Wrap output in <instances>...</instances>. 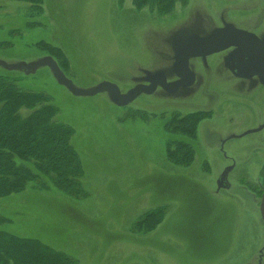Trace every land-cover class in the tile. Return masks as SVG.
Listing matches in <instances>:
<instances>
[{
    "label": "rangeland",
    "instance_id": "rangeland-1",
    "mask_svg": "<svg viewBox=\"0 0 264 264\" xmlns=\"http://www.w3.org/2000/svg\"><path fill=\"white\" fill-rule=\"evenodd\" d=\"M263 1H176L158 14L133 0H42L36 14L29 2L0 0V43L12 42L0 45V74L50 95L56 119L74 129L87 192L75 199L52 185L0 198V213L10 219L0 229L39 238L76 264L253 261L263 237L256 210L264 160L250 164L254 153L247 166L234 162L231 187L217 183L227 162L247 154L251 129L264 138V81L234 70L230 50L209 53L198 43L225 27L243 29L235 22L262 34L264 20L255 19ZM38 41L67 53L71 88L44 65ZM243 74L256 84L240 80ZM194 111L209 116L197 124L193 161L168 162L165 140L183 138L173 124ZM246 184L259 195L254 203ZM159 205L160 224L147 233L133 229L137 216Z\"/></svg>",
    "mask_w": 264,
    "mask_h": 264
},
{
    "label": "trees",
    "instance_id": "trees-1",
    "mask_svg": "<svg viewBox=\"0 0 264 264\" xmlns=\"http://www.w3.org/2000/svg\"><path fill=\"white\" fill-rule=\"evenodd\" d=\"M20 1L29 2V8L36 14L42 12V0ZM176 1L182 5L187 2L133 0L136 6H155L158 14L163 11L162 6L169 8ZM35 24L38 23L29 21L26 26ZM11 33H20V30H11ZM0 45L10 46L12 42ZM34 45L48 55L44 65L57 67L65 76L70 61L64 49L46 41ZM20 67H9L8 70L16 71ZM27 67L33 71L32 64ZM57 113L58 107L49 94L19 87L9 72L0 74V198L22 192L27 187L47 189L52 185L68 197H86L82 182L83 163L71 143L74 129L57 120ZM206 116L209 115L204 111H194L184 114L173 124L172 128L183 138L165 140L164 154L168 162L181 166L191 164L195 154L191 141L196 137L198 122ZM163 217L164 206L159 205L141 213L131 224L134 230L147 233L160 224ZM9 221L0 213V224ZM74 261L76 259L71 255L54 249L39 238L0 229V264H76Z\"/></svg>",
    "mask_w": 264,
    "mask_h": 264
},
{
    "label": "flooded vegetation",
    "instance_id": "flooded-vegetation-1",
    "mask_svg": "<svg viewBox=\"0 0 264 264\" xmlns=\"http://www.w3.org/2000/svg\"><path fill=\"white\" fill-rule=\"evenodd\" d=\"M263 4L264 3H262V5ZM262 16L264 17V7L261 8V11L256 16L255 20H258L257 23H259L260 21L262 22L264 20V18L261 20ZM263 23H264V21H263ZM235 24H236V28L242 27L243 29H241V30H244V31L248 32L249 34L254 35L256 37V40L259 42V44L264 48V32H262V34H259L257 32V30L255 29L256 26H254V25H249V26L245 27L242 24H237L236 22H235ZM225 28L231 29L232 27H225ZM221 30H219V31H221ZM237 30H239V29H237ZM219 31L216 33H219ZM221 32H223V31H221ZM223 34H224L222 36L223 40H230L231 39L232 33L223 32ZM198 45L205 47L208 44H207V42H199ZM263 48H260V47L257 48V47H254L252 45H250V46L247 45L246 50H243V49L240 50V48H238L236 45H232V46H228L224 49H220L218 51L230 50L228 52L227 56L232 58L231 66H234L233 67L234 70L237 69V70L243 71L245 73H249V74L254 73L255 76L258 78V81H261L262 80L261 78H263V81H264V49ZM218 51H215V52H218ZM255 60L258 61L259 63H255ZM249 74L241 75L240 80L248 82V85H252V84L255 85L256 81L252 82V79H251L252 77H246ZM262 84H264V82ZM259 130H262V129H258V130L257 129H251L250 130L251 132H253V133H251V144L249 145V147L245 148L247 151V154H245L244 158L241 160H237V159L230 160L229 162H231L232 165L229 163L230 165L227 166L228 165V162H227L223 166V172L221 175H219L218 183H217V185L221 186L219 188H224L223 186H227V187L229 186L228 184H230V183L227 182L226 178H227L228 174L231 175L236 162L246 164L245 166H247L248 165V158L253 156L254 153L259 154V156H257L253 161H251L250 164H253L254 162L260 163L261 161L264 160V138L261 140L263 135L261 133L257 132ZM234 162H235V164H234ZM253 180H254L253 175L251 174V177H249V181L252 182ZM259 183H260L259 185L261 187H263V190H262V193H263V191H264V171L261 174V181H259ZM235 185H237L236 182H235ZM230 187H231V184H230ZM241 187L244 189V191H246L247 194H249L251 196V200L254 203L255 197H259L258 193H255L254 189L248 187L247 184L245 186H241ZM252 187H254V186H252ZM261 187L255 186L256 189H260ZM261 196H262V194H261ZM259 204H260V202H259ZM256 211L258 213L257 217L259 219V222L261 223L260 226H261V228H263L261 250L257 253L255 259H253V261H251L247 264H252V262H253V264H264V223H263L261 216H260L259 206H258V209Z\"/></svg>",
    "mask_w": 264,
    "mask_h": 264
},
{
    "label": "water",
    "instance_id": "water-1",
    "mask_svg": "<svg viewBox=\"0 0 264 264\" xmlns=\"http://www.w3.org/2000/svg\"><path fill=\"white\" fill-rule=\"evenodd\" d=\"M221 31H223L225 33H228V32L232 33L231 39L230 40H223L222 36L224 34ZM221 31H219V33H216L210 37L205 38L203 41H199V42H207V44H208L207 46L209 47L208 48L209 53L218 51L220 49H224V48H226L228 46H232V45H236L238 48H240V50L241 49L246 50L247 45L248 46L252 45V46L257 47V48H259V47L263 48L259 44V42L256 40V37L254 35L249 34L248 32H246L244 30H237L235 28H231V29L224 28ZM255 63H259V62L255 60ZM53 70H54V74L57 77V79L61 83H66L71 88V86L69 84V80L65 78V76L59 71V69L57 67L56 68L53 67ZM259 212H260L261 219L264 223V191L262 193L260 204H259Z\"/></svg>",
    "mask_w": 264,
    "mask_h": 264
}]
</instances>
